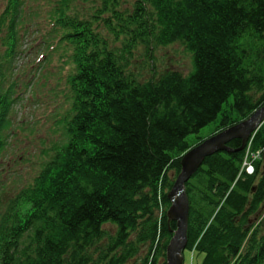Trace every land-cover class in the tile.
<instances>
[{"label":"trees","instance_id":"obj_1","mask_svg":"<svg viewBox=\"0 0 264 264\" xmlns=\"http://www.w3.org/2000/svg\"><path fill=\"white\" fill-rule=\"evenodd\" d=\"M5 1L0 151L21 94L9 66L39 14L38 54L57 57L70 102L61 143L0 213V264H165L182 155L205 125L217 120L213 135L264 105V0H31L36 11ZM176 42L190 53L187 73L129 71L138 46ZM251 136L252 174L238 176L247 145L236 151L232 139L185 183L184 250L199 264H264V122Z\"/></svg>","mask_w":264,"mask_h":264},{"label":"rangeland","instance_id":"obj_2","mask_svg":"<svg viewBox=\"0 0 264 264\" xmlns=\"http://www.w3.org/2000/svg\"><path fill=\"white\" fill-rule=\"evenodd\" d=\"M5 2L0 0V13ZM25 4L26 10L31 6L35 11L34 6L39 5L38 1L32 3L31 0H25ZM29 25L9 66L11 73L15 72L10 75L11 80L17 77L21 82L18 91L21 94L11 112V131L15 133L10 132L6 147L0 151V213L32 181L55 146L61 143L64 134L60 130V119L70 102L69 95L63 94L64 81L57 57L47 53L41 59L42 54H38L47 51L41 42L46 36L42 16L39 14ZM48 57L50 62L46 61ZM151 66L158 71L174 68L187 73L191 69V56L178 42L157 46L149 54L138 46L129 61V71L139 79H146L151 75ZM27 82L29 85L24 87ZM216 121L202 127L198 135L204 138L210 135ZM194 138L195 135L190 134L187 141L192 143ZM182 257L183 264H199L203 255L184 250Z\"/></svg>","mask_w":264,"mask_h":264},{"label":"water","instance_id":"obj_3","mask_svg":"<svg viewBox=\"0 0 264 264\" xmlns=\"http://www.w3.org/2000/svg\"><path fill=\"white\" fill-rule=\"evenodd\" d=\"M264 120V105L254 111L248 118L241 120L213 135L203 139L200 143L186 151L180 160L178 173L172 188L167 194L170 202L167 210L168 219L176 223L165 253V264H183L182 252L187 243V221L189 203L185 192L186 181L201 166L204 158L218 151H231L227 143L232 139H239V146L234 149L241 151L249 137Z\"/></svg>","mask_w":264,"mask_h":264},{"label":"built area","instance_id":"obj_4","mask_svg":"<svg viewBox=\"0 0 264 264\" xmlns=\"http://www.w3.org/2000/svg\"><path fill=\"white\" fill-rule=\"evenodd\" d=\"M251 137L248 139V142L246 144L247 145L246 155L243 158V161H242L238 176H240L242 172H245L246 174H252L253 170H254V161L258 160V159H255L256 158V153L252 152L253 150H251V148H250V144H251L250 143V141H251L250 139H251Z\"/></svg>","mask_w":264,"mask_h":264}]
</instances>
